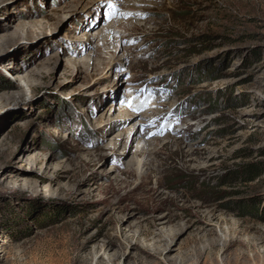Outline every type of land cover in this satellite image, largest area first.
Instances as JSON below:
<instances>
[{"label":"rangeland","instance_id":"374dc122","mask_svg":"<svg viewBox=\"0 0 264 264\" xmlns=\"http://www.w3.org/2000/svg\"><path fill=\"white\" fill-rule=\"evenodd\" d=\"M0 264H264V0H0Z\"/></svg>","mask_w":264,"mask_h":264},{"label":"trees","instance_id":"16d2710c","mask_svg":"<svg viewBox=\"0 0 264 264\" xmlns=\"http://www.w3.org/2000/svg\"><path fill=\"white\" fill-rule=\"evenodd\" d=\"M253 171H255V168L254 166L250 165V166L245 167L244 170H242L240 174L242 175V177L250 178L251 177L250 175Z\"/></svg>","mask_w":264,"mask_h":264},{"label":"snow or ice","instance_id":"6c2138e0","mask_svg":"<svg viewBox=\"0 0 264 264\" xmlns=\"http://www.w3.org/2000/svg\"><path fill=\"white\" fill-rule=\"evenodd\" d=\"M108 7H109L110 9H113V12H112V15L110 16V18H115V15H116L117 10H116V9L114 8V6L111 5V4L108 5ZM124 18L127 19V18H128V15H125Z\"/></svg>","mask_w":264,"mask_h":264},{"label":"bare ground","instance_id":"6f19581e","mask_svg":"<svg viewBox=\"0 0 264 264\" xmlns=\"http://www.w3.org/2000/svg\"><path fill=\"white\" fill-rule=\"evenodd\" d=\"M31 166L32 167H37V164L35 163V161L32 162Z\"/></svg>","mask_w":264,"mask_h":264}]
</instances>
